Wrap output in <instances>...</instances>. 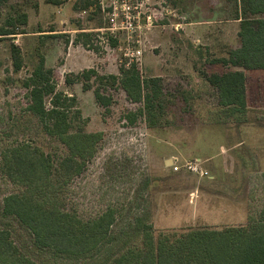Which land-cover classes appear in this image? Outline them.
I'll return each mask as SVG.
<instances>
[{
	"label": "rangeland",
	"instance_id": "obj_1",
	"mask_svg": "<svg viewBox=\"0 0 264 264\" xmlns=\"http://www.w3.org/2000/svg\"><path fill=\"white\" fill-rule=\"evenodd\" d=\"M28 1H37L38 7L29 9L32 32L15 40L25 59L20 71L13 68L11 39L0 40V160L5 145L29 138L52 155L66 153L65 146L43 133L38 119L25 111L23 81L43 55L46 66L54 69L58 90L77 98L73 111L79 108L85 123L74 124L104 133L95 157L68 187V210L90 219L113 208L115 233L145 214L156 237L203 226L244 225L259 216L264 207V70L247 71L250 110L243 124L226 121L216 90L202 75L224 70L211 61L240 45L234 0H150L155 16L136 37L143 49L139 59L125 56L124 48L104 50L96 33L88 44L79 39L76 29L107 25L98 2L84 10L86 0ZM212 3L215 15L210 18ZM186 29H191L189 34ZM133 62L144 77H162L165 92L173 95L165 125L149 127L141 116L131 123L127 116L139 104L119 87L107 91L113 103L106 110L96 102L93 89L84 90L82 82L66 83L67 76L85 69L119 74L123 64ZM192 162L198 163L197 172L187 169ZM20 190L0 170V228L9 223L16 244L25 251L28 234L1 213L5 198Z\"/></svg>",
	"mask_w": 264,
	"mask_h": 264
},
{
	"label": "trees",
	"instance_id": "obj_2",
	"mask_svg": "<svg viewBox=\"0 0 264 264\" xmlns=\"http://www.w3.org/2000/svg\"><path fill=\"white\" fill-rule=\"evenodd\" d=\"M9 1L0 0V11ZM234 1V18L240 20V45L229 49L227 56L211 61L224 70L204 71L202 75L216 90L217 104L226 121L243 124L249 121L250 110L246 71L264 70V0ZM94 3L88 0L83 8ZM16 6L0 25L1 37L26 33L23 27L28 15ZM92 35L81 32L78 36L88 44ZM10 51L14 71L18 72L25 63L22 49L11 43ZM119 71L105 75L89 68L67 76L66 83L82 82L84 90L93 89L96 102L106 110L113 103L107 91L119 87L131 102L139 104L127 116L131 123L141 116L149 127L165 125L174 99L165 92L163 78L144 77L134 62L123 64ZM23 86L27 89L25 111L38 119L43 133L65 146L66 153L52 155L30 138L2 149L0 170L21 190L5 198L1 213L17 221L29 240L22 251L11 225L0 228V264H39L34 258L51 260V264L66 259L76 264H264V207L256 219L244 225L203 226L158 237L145 214L137 215L115 233L113 208L90 219L68 210V187L87 169L104 133L89 132L84 124H74L76 120L85 123L81 110L73 111L77 98L58 90L54 69L46 66L43 55L24 78Z\"/></svg>",
	"mask_w": 264,
	"mask_h": 264
},
{
	"label": "built area",
	"instance_id": "obj_3",
	"mask_svg": "<svg viewBox=\"0 0 264 264\" xmlns=\"http://www.w3.org/2000/svg\"><path fill=\"white\" fill-rule=\"evenodd\" d=\"M150 0H108L101 3V11L107 23L98 28L99 44L107 51L122 50L130 59H139L143 54L139 39L141 29L150 25L155 16L150 9ZM113 41L116 44H113ZM137 44V45H136ZM187 169L198 171V163H187ZM177 168V167H174Z\"/></svg>",
	"mask_w": 264,
	"mask_h": 264
},
{
	"label": "crops",
	"instance_id": "obj_4",
	"mask_svg": "<svg viewBox=\"0 0 264 264\" xmlns=\"http://www.w3.org/2000/svg\"><path fill=\"white\" fill-rule=\"evenodd\" d=\"M54 1L56 2V4H61L62 2L61 3H58V1H64V0H54ZM86 1H88V0H86ZM104 1L105 2H108V0H95L94 2H98V6L97 7H98V10H99V13H101L103 19L105 20L103 14H102V11H101V3L104 2ZM13 5H15V6L17 5L16 7L21 8V10L24 11V12H26L27 15H28V23H27V25H25L23 27L26 30V33H19V34L11 35V38L10 37H1L0 36V40H5V39L10 40L11 39L12 43H15L16 45H18L17 44V41L15 42V40H17L16 38H18L19 36L26 37L30 32H32V31L29 30V26L32 23V21H31V14H30V10L29 9L30 8H35V7L37 8L38 7V2L36 1L35 3L29 4V1L28 0H10L8 3H6L1 8L0 17L3 16L4 18H6L7 15L10 13V11L12 10L11 7ZM209 6L212 8V12H210L211 14L209 15V17L211 18V17H214V15H215V9H214L215 4L212 3ZM5 10L7 11L6 13H4ZM84 10H86V9H84ZM84 12H86V11H84ZM238 21H239V29H240V20H238ZM207 22L210 23V22H212V20L207 21ZM2 23L3 22L0 21V25ZM102 27H104V26H98L96 28H91V29L90 28H86V29H83V30H82V28H79V29H76L75 31L78 32V33L87 32V33H96V34H98L96 31L98 30V28H102ZM54 31H55V29H51L50 32H54ZM190 31H191V29H186L187 34H189ZM193 39H194V37H193ZM196 40H198V39H196ZM18 46H20V45H18ZM246 74H247V71H246ZM246 88H247V93H248V76H247V85H246ZM247 98H248V94H247ZM248 106H249V104H248ZM201 160H202V158H197V161H201ZM167 162H168V160L166 161V163Z\"/></svg>",
	"mask_w": 264,
	"mask_h": 264
},
{
	"label": "water",
	"instance_id": "obj_5",
	"mask_svg": "<svg viewBox=\"0 0 264 264\" xmlns=\"http://www.w3.org/2000/svg\"><path fill=\"white\" fill-rule=\"evenodd\" d=\"M170 161H171V159H170ZM170 161L167 162V165H168V163H170Z\"/></svg>",
	"mask_w": 264,
	"mask_h": 264
}]
</instances>
